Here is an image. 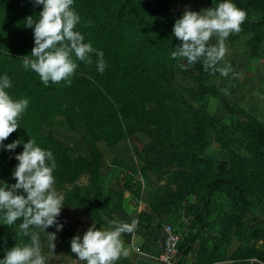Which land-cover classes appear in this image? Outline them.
<instances>
[{"label":"rangeland","instance_id":"obj_1","mask_svg":"<svg viewBox=\"0 0 264 264\" xmlns=\"http://www.w3.org/2000/svg\"><path fill=\"white\" fill-rule=\"evenodd\" d=\"M121 1L73 0L72 8L80 18L74 30L83 35L85 43L103 52L106 68L103 73L97 70L95 52L91 64L76 60L73 54L77 69L71 84H57L70 110L72 129H68L63 115L47 104L38 74L22 66L21 58L30 55L35 46L34 30L26 27V18L38 21L42 5L33 0H0L4 17L0 77L6 74L10 78L11 87L6 91L14 100H28L19 128L3 141L7 145L19 140L20 145L13 151L0 146V186H10L18 164L15 156L31 139L53 154V187L58 194L64 197L74 189H88L90 150L82 141L87 135L86 117L99 93L112 102L128 84L126 78L115 75L114 68L122 58L133 70L137 65L146 66L148 97L141 102L145 109L152 108L150 116L157 122L119 115L122 134L110 145L104 138L95 142L99 156L96 183L110 219L104 217L106 223L97 225L89 212L63 200L60 216L70 239L82 238L93 224L96 230H109L110 221L133 220L138 221L136 229L121 235L128 255L141 253L130 245L135 234L158 244L163 224H170L179 236L189 237L196 228L188 225L189 208L198 202L206 182L217 176L229 177L242 187L249 201L248 215L264 217V25L242 23L239 33L229 35L224 41L226 55L216 67L227 64L232 71L221 76L206 69L203 59L189 65L184 58H171L179 44L172 34L175 21L185 10L199 13L218 3L138 0L135 14L118 22L114 9ZM232 1L250 18L264 9V0ZM19 23L23 27L14 41V26ZM217 39L213 36L209 44L215 45ZM112 126L108 116L105 136L111 134ZM143 157L163 166L145 168ZM209 210L203 236L192 241L182 264H264V227L257 231L241 226L221 192L214 193ZM0 226L8 227L3 213ZM44 233L49 234V228ZM30 243L31 239L24 245ZM41 250L46 264H86L76 256L51 251L48 239H43ZM156 255L154 251L153 260ZM133 258L138 261L135 255ZM115 264H129L128 256H121Z\"/></svg>","mask_w":264,"mask_h":264},{"label":"clouds","instance_id":"obj_2","mask_svg":"<svg viewBox=\"0 0 264 264\" xmlns=\"http://www.w3.org/2000/svg\"><path fill=\"white\" fill-rule=\"evenodd\" d=\"M35 5H42L38 21L32 17L26 18V27L33 28L34 47L31 54L22 57V66L38 74L41 82L48 86L71 79L77 69L73 54L78 61L91 64V54L98 57L97 70L100 73L106 68L103 52L96 51L90 43L84 42V37L75 31L79 16L73 10V0H33ZM247 13L230 0H224L215 8L194 12L185 10L174 23L172 34L179 41L171 53L172 59L184 58L189 65L203 59L206 69H214L221 76H228L232 71L230 65L217 68L216 65L225 57L227 49L224 41L231 33H239ZM216 36L217 43L210 45L209 41ZM183 66V65H182ZM11 87L10 78L5 74L0 77V146L7 151H13L20 141L3 145L18 128V120L28 106L27 99L14 100L6 91ZM18 161L13 172L16 183L10 186H0V213L7 226L22 220L19 225L23 235L31 237V243L16 245L8 250L0 264H46L42 254L39 235L30 233V227H36L45 232L49 227L56 231L63 225L57 220L64 205V197L54 189L55 178L53 170L56 165L51 151L36 146L29 139L23 144V151L15 156ZM2 183V182H0ZM138 225L137 220L131 223L110 221L109 230H96L93 224L81 238L76 235L70 242L71 252L78 260L86 264H115L121 256L127 257L121 235L132 233ZM54 249L55 233L47 234ZM231 264V262H226Z\"/></svg>","mask_w":264,"mask_h":264},{"label":"trees","instance_id":"obj_3","mask_svg":"<svg viewBox=\"0 0 264 264\" xmlns=\"http://www.w3.org/2000/svg\"><path fill=\"white\" fill-rule=\"evenodd\" d=\"M137 2L138 0H122L116 9H114L116 20L119 22L124 16L134 15ZM214 2L219 4L224 2V0H214ZM230 2L234 3L232 0H230ZM210 5H214L213 2H211ZM236 7L239 8L237 5ZM3 21L4 17L2 13H0V36L3 35ZM243 24L256 27L264 25V9L256 18H250L247 16ZM21 27H23V24L20 23L14 26V31L17 33L14 41L18 40ZM135 67L136 69L133 70L130 64L124 62L122 58L119 59V62L114 68L116 78H126L128 84L124 85V88L118 92L117 98L115 100L112 99V102L108 101L107 97L100 93L93 102L91 110L88 112L85 121L87 135L82 136V141L90 150V185L85 191L74 189L69 194L64 196L65 203L74 205L75 207L81 208L83 211L86 210L89 212L90 217L94 219L97 225L105 224L106 222L104 217L110 219V213L109 209L106 208L101 201L102 193L99 185L96 183L99 156L95 148V142L100 138H104L105 142L110 145L119 135L122 134L123 126L119 115L130 116V118L137 117L148 122L153 121V123L157 122L153 116H150L152 108L145 109L141 102V98L148 97V82L144 79L147 68L144 65H137ZM43 90L45 92L47 104L57 109L59 113L63 115L64 120L66 121V127L68 129H72L69 114L70 110L67 105H64L63 96L59 92L58 85L49 82L48 86L43 84ZM67 96L68 95H66V97ZM69 96L71 95L69 94ZM113 104H115L117 110H115ZM108 116L112 117L113 126L111 134L105 136L103 133V126L106 123ZM143 162L145 163V168L148 169L156 170L163 166L159 163L150 162L144 157ZM10 180V185L16 183L13 177H11ZM216 192H221L227 199L237 222L241 226L257 231H260L264 227V217L256 218L248 215L247 208L249 201L242 187L229 177L217 176L206 182V186L198 202L195 205H191L189 208V215L187 217L188 225H195L196 228L189 237L184 235L179 236L177 243L176 264L183 263L186 253L191 248L192 241L195 238L200 239L203 236L204 228L206 227L209 219L211 199ZM57 220L63 225L61 231L57 232L55 227H49L50 233H55L56 235V239L53 241L54 249L62 254L75 256V254L71 252V239L66 221L61 216L57 217ZM21 223L22 220H17L10 227L0 226V259H3L6 252L12 247L16 245L24 246L25 241L31 239L30 235L25 236L21 233L19 228ZM29 232L37 233L39 235L40 244L43 243V239H48V242L52 245V241L49 236L41 229L33 226L30 227Z\"/></svg>","mask_w":264,"mask_h":264},{"label":"crops","instance_id":"obj_4","mask_svg":"<svg viewBox=\"0 0 264 264\" xmlns=\"http://www.w3.org/2000/svg\"><path fill=\"white\" fill-rule=\"evenodd\" d=\"M158 242V241H157ZM162 243V234L158 244L152 242V240L148 236H141L140 234H135V236L130 241V245L136 251H140V254H135L131 251V255H128V263L129 264H159L157 262V255L156 258H152V253L157 251V254L160 251ZM134 255L137 257L136 261L133 257Z\"/></svg>","mask_w":264,"mask_h":264},{"label":"built area","instance_id":"obj_5","mask_svg":"<svg viewBox=\"0 0 264 264\" xmlns=\"http://www.w3.org/2000/svg\"><path fill=\"white\" fill-rule=\"evenodd\" d=\"M161 233L162 243L157 254V262L159 264H176L179 235L170 224H163Z\"/></svg>","mask_w":264,"mask_h":264}]
</instances>
